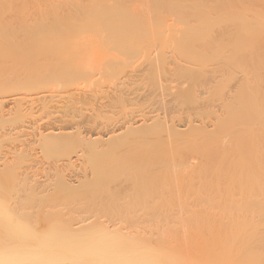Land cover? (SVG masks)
Segmentation results:
<instances>
[{
	"label": "bare ground",
	"instance_id": "bare-ground-1",
	"mask_svg": "<svg viewBox=\"0 0 264 264\" xmlns=\"http://www.w3.org/2000/svg\"><path fill=\"white\" fill-rule=\"evenodd\" d=\"M0 264H264V0H0Z\"/></svg>",
	"mask_w": 264,
	"mask_h": 264
},
{
	"label": "rangeland",
	"instance_id": "rangeland-1",
	"mask_svg": "<svg viewBox=\"0 0 264 264\" xmlns=\"http://www.w3.org/2000/svg\"><path fill=\"white\" fill-rule=\"evenodd\" d=\"M116 137H118V136L116 135ZM116 137L114 138L115 141H113V142H114L113 144H115L116 142H118V144H119L120 141H121L120 139H119V140H116V139H117ZM114 139H113V140H114ZM39 145H41V144H39ZM39 145H37V146H39ZM43 146H44V145H43ZM41 147H42V145H41ZM67 147H68V146H67ZM71 147H72V146H71ZM71 147H70V148H71ZM65 148H66V147H65ZM72 148H75V147L73 146ZM72 148H71V149H72ZM77 148H78V146H77ZM77 148H75L74 150H77ZM37 149H39L38 151H40L42 148L40 149L39 147H37ZM43 149H45V146H44ZM46 149H48V148H46ZM50 149H52V148H50ZM78 149H79V148H78ZM48 150H49V149H48ZM48 150H46V151H47V152H50V153H53V154H54V152H55V150H53V149H52V150H53L54 152H52V151H50V150L48 151ZM68 150H69V148H68ZM38 151H37V153H35V156H38V158L40 157L41 159H43V157H41L42 155L40 156V154L43 153L42 150H41V152H38ZM43 151H45V150H43ZM69 151H70V150H69ZM71 151H73V150H71ZM71 151H70V153H71ZM73 152H74V151H73ZM39 153H40V154H39ZM36 154H39V155H36ZM44 155H46V156L44 157V158H45L44 161H45V160H48V159H47V158H48V157H47L48 155H49V156L51 155V157L54 158V159H52L51 157H49V160H50V158H51V160L54 161V160H55V157H56L55 155L53 156L52 154H45V153H44ZM44 155H43V156H44ZM74 155H75V154H72V156H74ZM46 157H47V158H46ZM38 158H36V159H38ZM56 158H57V157H56ZM56 161H57V160H56ZM76 163H77V162H76ZM76 163H75V164H76ZM78 163L82 164V163L79 162V161H78ZM76 165H77V166H76ZM76 165H74V167H73V172H75L76 174H79V173L81 172L80 169H81L82 165H81V167H79L78 164H76ZM75 166H76V167H75ZM75 168H76V169H75ZM78 168H79V170H77ZM74 169H75V170H74ZM102 169H103L102 167L99 168V169L96 168V170H98V171H100V172L103 171ZM130 169L132 170L133 168H129V170H130ZM126 170H127V169H126ZM126 170H124L123 172H125ZM131 170H130V171H131ZM104 171L106 172V169H104ZM130 171H127V172H126L127 174L124 173V174L126 175L127 178L125 177V175H121V174H123V172L120 174L122 177H121V176L118 177L119 179H117V181H118V183H119V181H120V183H119V184H120V189H123V187H124L125 185H128V183L131 182L130 180H133V179L135 180V178H137V176L139 175V172H138L137 170H135V169H133V170L131 171V173H129ZM114 173H115V172H114ZM128 173H129L130 177H129ZM136 174H137V175H136ZM108 177H109V176H107V177L104 176V177H102V180L105 181V178H108ZM122 178H123V179L126 178V179H125V180H122ZM128 178H129L130 180H129ZM131 178H132V179H131ZM153 178H154V177H153ZM109 179H110V177H109ZM109 179H107V180L112 182L113 185H111V184H110V185L113 187V186H114V183H117V181H116V180H115V181H114V180L112 181V180H109ZM151 180H152V182H154L153 184H156V181H154L155 179H151ZM156 180H157V178H156ZM122 181H123V182H122ZM127 181H129V182H127ZM157 181H158V180H157ZM111 182H109V183H111ZM113 182H114V183H113ZM124 182H125V185L121 186V183L124 184ZM126 182H127V184H126ZM118 183H117V184H118ZM117 184H116V185H117ZM129 184H130V183H129ZM157 184H158V182H157ZM116 185H115V186H116ZM126 187L129 188V186H125L124 188L126 189ZM128 188H127V189H128ZM125 189H124V191H125ZM127 191H129V189H128ZM127 191L122 192V190H121L122 193H119V194H120V197H121V194H122V195L126 194L127 196L125 195L126 197H125V196H124V197H125V199L127 198V200H128V197H129L131 194L129 195V194H128L129 192H127ZM126 192H127V193H126ZM136 193H137L138 195L135 194V193H134V194L137 195V197H139V195H140V196L142 195V193H140V192H136ZM161 194H162V193H161ZM163 195H164V194H163ZM133 196H134V195H133ZM159 196H162V195H159ZM124 197H123V198H124ZM137 197L135 196L134 199L137 200V199L140 198V197H139V198H137ZM141 197H142V200H143V201L146 199V198L143 199V198H144L143 195H142ZM162 197H163V196H162ZM105 198L108 199L107 201L111 200V198L109 199V197H105ZM105 198H104V200H105ZM112 198H113V197H112ZM116 198H117V197H116ZM121 198H122V197H121ZM90 199H91V198H89V200H90ZM118 199H119V198H118ZM125 199H124V201H126ZM159 199H160V198H159ZM163 199H165V196H164ZM163 199L161 198V201L158 200V203L161 204V206H160L161 209H164L165 206L167 207V209H170V208H168V207H172V206H170V205L167 206L166 203H165V200H163ZM114 200H115V199H114ZM142 200L138 201V202H139V203H138L139 205L136 206V207H139L140 204H141V206L139 207V211L142 210V209H144V207H148V206H145V204H143V201H142ZM91 201H92V200H91ZM111 201H112V200H111ZM120 201H123V200H119L118 202H120ZM141 201H142V203H141ZM162 201L165 203V206H164L163 208H162V205H164V204H163ZM113 202H116V201H113ZM118 202H116V205H119V204H117ZM158 203H157V204H158ZM109 204H110V203H109ZM113 204H114V203H113ZM121 204H122V203H121ZM121 204H120V205H121ZM114 205H115V204H114ZM123 205H124V203H123ZM111 206L113 207L112 204H111ZM124 206H125V205H124ZM142 206H143V207H142ZM136 207H135V209H138V208H136ZM157 207L159 208V206H156V208H157ZM166 207H165V209H166ZM106 208H107V207H106ZM108 208H109V206H108ZM115 208H117V206H116V207L114 206L113 209H115ZM118 208H119V207H118ZM120 208H123V207H120ZM125 208H126V207H125ZM156 208H155V209H156ZM123 209H124V208H123ZM145 209H147V208H145ZM161 209H160V210H161ZM118 210H119V209H118ZM121 210H122V209H121ZM156 210H158V209H156Z\"/></svg>",
	"mask_w": 264,
	"mask_h": 264
}]
</instances>
